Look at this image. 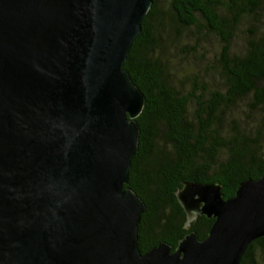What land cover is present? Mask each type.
<instances>
[{"label": "water", "instance_id": "95a60500", "mask_svg": "<svg viewBox=\"0 0 264 264\" xmlns=\"http://www.w3.org/2000/svg\"><path fill=\"white\" fill-rule=\"evenodd\" d=\"M152 0H0V264H239L264 237V174L176 192L190 232L141 252L130 188L145 96L123 68Z\"/></svg>", "mask_w": 264, "mask_h": 264}, {"label": "trees", "instance_id": "16d2710c", "mask_svg": "<svg viewBox=\"0 0 264 264\" xmlns=\"http://www.w3.org/2000/svg\"><path fill=\"white\" fill-rule=\"evenodd\" d=\"M161 1L152 0L123 63L145 96L124 184L145 204L142 253L162 242L174 251L190 232L207 236L214 218L185 225L176 196L183 183H215L229 198L264 174V0ZM239 264H264V237Z\"/></svg>", "mask_w": 264, "mask_h": 264}, {"label": "rangeland", "instance_id": "374dc122", "mask_svg": "<svg viewBox=\"0 0 264 264\" xmlns=\"http://www.w3.org/2000/svg\"><path fill=\"white\" fill-rule=\"evenodd\" d=\"M166 0H162L161 1V3L163 4V5H165L166 4V2H165ZM240 41V40H239ZM239 41H238V43H239ZM186 42V41H185ZM241 42H242V40H241ZM240 42V43H241ZM192 43V42H191ZM239 43V44H240ZM206 48H207V52H208V54H207V61H210V62H212V59H213V57H212V54H213V52H214V45H212V44H207L206 43ZM186 51V48L184 47V45H181V46H179V54L177 53V55H179L180 57L181 56H184V52ZM180 52H181V54H180ZM182 67H183V69H184V71H183V76H185V73L184 72H186V71H188L187 70V67H186V65L185 64H183L182 63Z\"/></svg>", "mask_w": 264, "mask_h": 264}]
</instances>
